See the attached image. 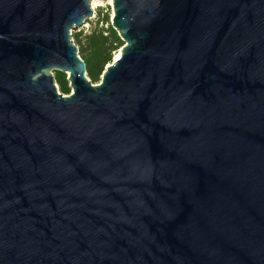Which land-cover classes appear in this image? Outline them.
<instances>
[{
	"label": "water",
	"instance_id": "obj_1",
	"mask_svg": "<svg viewBox=\"0 0 264 264\" xmlns=\"http://www.w3.org/2000/svg\"><path fill=\"white\" fill-rule=\"evenodd\" d=\"M91 1L0 0V264H264V0H112L98 84Z\"/></svg>",
	"mask_w": 264,
	"mask_h": 264
},
{
	"label": "trees",
	"instance_id": "obj_2",
	"mask_svg": "<svg viewBox=\"0 0 264 264\" xmlns=\"http://www.w3.org/2000/svg\"><path fill=\"white\" fill-rule=\"evenodd\" d=\"M73 39L79 47V55L87 65L89 80L93 84L100 83L106 66L113 61V54L124 46V41L111 26L108 10L106 13H103V10L99 11L96 27L89 35L83 37L82 31H80L73 34ZM55 78L60 91L69 95L71 88L68 75L56 72Z\"/></svg>",
	"mask_w": 264,
	"mask_h": 264
},
{
	"label": "rangeland",
	"instance_id": "obj_3",
	"mask_svg": "<svg viewBox=\"0 0 264 264\" xmlns=\"http://www.w3.org/2000/svg\"><path fill=\"white\" fill-rule=\"evenodd\" d=\"M92 3H93V0L91 1V7H92V10L94 12V15L88 20V22H86L84 24V26L73 31V34L82 31L83 37L86 35H89L96 27V23L98 21V14H99L100 10H103V13H106V11L108 10L109 17H110V23H111V19L113 16V9L111 6V0H96V2L94 4H92ZM117 52H119V50ZM116 53L113 54V60L116 58Z\"/></svg>",
	"mask_w": 264,
	"mask_h": 264
},
{
	"label": "bare ground",
	"instance_id": "obj_4",
	"mask_svg": "<svg viewBox=\"0 0 264 264\" xmlns=\"http://www.w3.org/2000/svg\"><path fill=\"white\" fill-rule=\"evenodd\" d=\"M96 2V0H93V3L92 4H94ZM93 6V5H92ZM119 55H120V53L119 52H117L116 53V59L119 57Z\"/></svg>",
	"mask_w": 264,
	"mask_h": 264
},
{
	"label": "built area",
	"instance_id": "obj_5",
	"mask_svg": "<svg viewBox=\"0 0 264 264\" xmlns=\"http://www.w3.org/2000/svg\"><path fill=\"white\" fill-rule=\"evenodd\" d=\"M111 6H112V0H111Z\"/></svg>",
	"mask_w": 264,
	"mask_h": 264
}]
</instances>
